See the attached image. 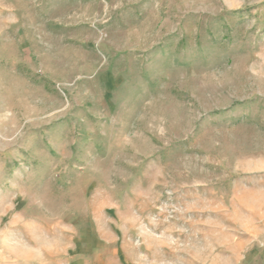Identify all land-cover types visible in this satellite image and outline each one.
I'll list each match as a JSON object with an SVG mask.
<instances>
[{"label":"rangeland","instance_id":"374dc122","mask_svg":"<svg viewBox=\"0 0 264 264\" xmlns=\"http://www.w3.org/2000/svg\"><path fill=\"white\" fill-rule=\"evenodd\" d=\"M0 264H264V0H0Z\"/></svg>","mask_w":264,"mask_h":264}]
</instances>
